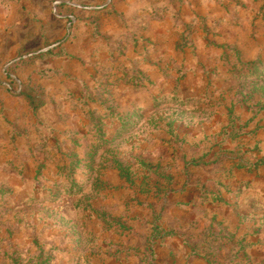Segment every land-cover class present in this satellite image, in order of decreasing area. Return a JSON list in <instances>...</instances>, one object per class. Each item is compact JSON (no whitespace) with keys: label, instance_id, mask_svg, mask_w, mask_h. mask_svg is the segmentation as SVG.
Segmentation results:
<instances>
[{"label":"rangeland","instance_id":"374dc122","mask_svg":"<svg viewBox=\"0 0 264 264\" xmlns=\"http://www.w3.org/2000/svg\"><path fill=\"white\" fill-rule=\"evenodd\" d=\"M0 264H264V0H0Z\"/></svg>","mask_w":264,"mask_h":264}]
</instances>
